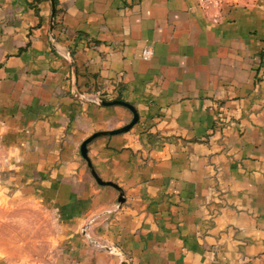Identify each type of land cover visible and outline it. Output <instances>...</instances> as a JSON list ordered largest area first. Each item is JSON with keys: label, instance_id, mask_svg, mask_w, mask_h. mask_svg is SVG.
<instances>
[{"label": "crops", "instance_id": "obj_1", "mask_svg": "<svg viewBox=\"0 0 264 264\" xmlns=\"http://www.w3.org/2000/svg\"><path fill=\"white\" fill-rule=\"evenodd\" d=\"M54 2L0 0V264H264V0Z\"/></svg>", "mask_w": 264, "mask_h": 264}, {"label": "water", "instance_id": "obj_2", "mask_svg": "<svg viewBox=\"0 0 264 264\" xmlns=\"http://www.w3.org/2000/svg\"><path fill=\"white\" fill-rule=\"evenodd\" d=\"M49 1H50V4H51L50 31H49V35H50V38L53 39V36H52V28H53L54 14H55V2H54V0H49ZM69 62H70L71 67L73 69L74 68V63H73V61H72V59L70 57H69ZM98 103L101 104V105H122V106H125V107H127L132 112V115H133L132 116V119L127 124H125L124 126L119 127V128H116V129H113V130L96 131V132L92 133L90 136H88L87 138H85L82 141L81 145H80L81 155L86 160L87 165H88V167L90 169L91 175L93 176V178L95 179V181L98 184H100V185H110V186H113L115 188H118L114 183H112L110 181H103L95 173V171L92 169L91 163H90L89 158L87 156V147L86 146H87V144L91 140H93L94 138H96L98 136H102V135H114V134L122 133V132H125V131L129 130L137 122L138 115H137V112L134 109V107L131 104H129V103L123 101V100H119V99H114V100H111V101L98 100ZM119 201H122L121 195L119 197Z\"/></svg>", "mask_w": 264, "mask_h": 264}, {"label": "rangeland", "instance_id": "obj_3", "mask_svg": "<svg viewBox=\"0 0 264 264\" xmlns=\"http://www.w3.org/2000/svg\"><path fill=\"white\" fill-rule=\"evenodd\" d=\"M241 1H246V2H249V1H251V0H241ZM3 179V174L1 173V170H0V181ZM2 185V183L0 182V186ZM0 191H1V189H0ZM2 206V203H1V201H0V207Z\"/></svg>", "mask_w": 264, "mask_h": 264}, {"label": "built area", "instance_id": "obj_4", "mask_svg": "<svg viewBox=\"0 0 264 264\" xmlns=\"http://www.w3.org/2000/svg\"><path fill=\"white\" fill-rule=\"evenodd\" d=\"M207 1H210V0H199V2L201 3H206Z\"/></svg>", "mask_w": 264, "mask_h": 264}]
</instances>
